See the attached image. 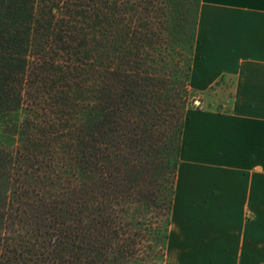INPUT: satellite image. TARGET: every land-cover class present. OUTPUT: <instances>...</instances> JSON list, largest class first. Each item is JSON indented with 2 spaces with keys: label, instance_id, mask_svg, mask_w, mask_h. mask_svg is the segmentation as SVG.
<instances>
[{
  "label": "trees",
  "instance_id": "1",
  "mask_svg": "<svg viewBox=\"0 0 264 264\" xmlns=\"http://www.w3.org/2000/svg\"><path fill=\"white\" fill-rule=\"evenodd\" d=\"M200 4L0 0V264H165Z\"/></svg>",
  "mask_w": 264,
  "mask_h": 264
},
{
  "label": "crops",
  "instance_id": "2",
  "mask_svg": "<svg viewBox=\"0 0 264 264\" xmlns=\"http://www.w3.org/2000/svg\"><path fill=\"white\" fill-rule=\"evenodd\" d=\"M165 264H264V0H201Z\"/></svg>",
  "mask_w": 264,
  "mask_h": 264
},
{
  "label": "rangeland",
  "instance_id": "3",
  "mask_svg": "<svg viewBox=\"0 0 264 264\" xmlns=\"http://www.w3.org/2000/svg\"><path fill=\"white\" fill-rule=\"evenodd\" d=\"M196 99H199V98L194 97V95L192 94L190 103L195 104ZM23 116H24V112L21 110L19 112H16L15 114H13L11 117H9L7 119H0V144H4L10 148L16 144V142L18 140L17 135H12V134L6 132L5 126H6V123L9 121L10 122L21 121ZM161 255H162L161 251H159L158 254L156 255V259L158 262H162V256Z\"/></svg>",
  "mask_w": 264,
  "mask_h": 264
}]
</instances>
